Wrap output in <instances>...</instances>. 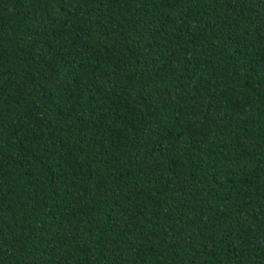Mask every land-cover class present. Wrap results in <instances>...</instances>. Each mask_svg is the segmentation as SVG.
I'll list each match as a JSON object with an SVG mask.
<instances>
[{"label": "trees", "instance_id": "1", "mask_svg": "<svg viewBox=\"0 0 264 264\" xmlns=\"http://www.w3.org/2000/svg\"><path fill=\"white\" fill-rule=\"evenodd\" d=\"M0 264H264V0H0Z\"/></svg>", "mask_w": 264, "mask_h": 264}]
</instances>
